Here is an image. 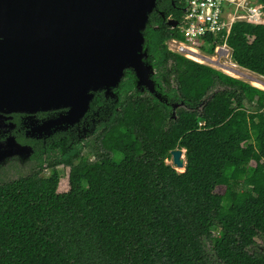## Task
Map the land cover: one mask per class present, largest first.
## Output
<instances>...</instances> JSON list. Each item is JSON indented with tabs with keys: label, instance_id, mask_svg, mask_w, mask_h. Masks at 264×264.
Listing matches in <instances>:
<instances>
[{
	"label": "trees",
	"instance_id": "obj_1",
	"mask_svg": "<svg viewBox=\"0 0 264 264\" xmlns=\"http://www.w3.org/2000/svg\"><path fill=\"white\" fill-rule=\"evenodd\" d=\"M173 1L185 6L154 10L181 22ZM143 35L166 102L125 71L86 154L47 149L44 161L35 150L27 175L0 181V264H264L250 251L264 237V91L171 53L181 34L155 13ZM208 41L212 54L223 35ZM226 44L233 64L264 78V24L235 21ZM175 149L181 173L166 163Z\"/></svg>",
	"mask_w": 264,
	"mask_h": 264
},
{
	"label": "water",
	"instance_id": "obj_2",
	"mask_svg": "<svg viewBox=\"0 0 264 264\" xmlns=\"http://www.w3.org/2000/svg\"><path fill=\"white\" fill-rule=\"evenodd\" d=\"M156 1L0 0V111L67 109L56 122L71 125L88 111L97 92L117 103L114 90L125 71L134 74L137 89L166 102L156 92L152 66L144 61L143 32ZM181 105L171 106L173 119ZM14 144L16 150L0 161L23 155V162H30L32 149ZM170 155L173 167L184 172V150Z\"/></svg>",
	"mask_w": 264,
	"mask_h": 264
},
{
	"label": "flooded vegetation",
	"instance_id": "obj_3",
	"mask_svg": "<svg viewBox=\"0 0 264 264\" xmlns=\"http://www.w3.org/2000/svg\"><path fill=\"white\" fill-rule=\"evenodd\" d=\"M160 1L166 2V0ZM180 2L178 1V3ZM172 4L174 5V1ZM174 7L177 11L179 10L184 14V6L179 4L178 6L174 5ZM153 13L164 21V25L168 29H173L172 26L174 25L170 20H175L179 23V21L170 16L166 17L164 12L159 9L154 10ZM97 96L100 97L102 104L98 105L100 101L98 103L96 101L92 102L88 111L79 122L71 125L65 122H56V120L65 115L67 109L41 111L33 114L0 111V149L3 151L0 152V157L6 152L16 150L14 143L23 147L29 146L32 149L31 155L35 150H38V154H42L44 161L46 160L47 149L53 155L55 152L61 151V153H65L68 149L80 146L82 147V154H86L89 150H86L85 145L87 143L92 144L96 140L100 132L98 127L105 120L104 116L109 109L108 97L104 95V92H97L94 98ZM16 156L19 157V155ZM89 157L90 160L94 159L92 155ZM32 162L37 166V162ZM43 168L48 171L46 162H44ZM3 179L2 174H0V181Z\"/></svg>",
	"mask_w": 264,
	"mask_h": 264
},
{
	"label": "built area",
	"instance_id": "obj_4",
	"mask_svg": "<svg viewBox=\"0 0 264 264\" xmlns=\"http://www.w3.org/2000/svg\"><path fill=\"white\" fill-rule=\"evenodd\" d=\"M187 5L178 30L181 38H171L167 42L168 50L199 63V60H208L200 51H207L210 47L208 38L214 39L223 35V43L216 45L218 60H208L212 64L223 67L221 58H230L231 50L226 44L231 25L235 21H242L253 25L264 24L263 5L257 0H179ZM232 9L231 14L224 17V7ZM231 60V58H230ZM202 63V62H200ZM204 64V63H202ZM205 65V64H204ZM264 85V83L261 82Z\"/></svg>",
	"mask_w": 264,
	"mask_h": 264
},
{
	"label": "rangeland",
	"instance_id": "obj_5",
	"mask_svg": "<svg viewBox=\"0 0 264 264\" xmlns=\"http://www.w3.org/2000/svg\"><path fill=\"white\" fill-rule=\"evenodd\" d=\"M254 1V0H252ZM256 1V0H255ZM224 17H227V14L232 13V9L228 6L224 7ZM202 56L208 58V60H218L216 52L214 51L212 54H209L208 51H200L199 52ZM208 60H200V62L204 63L206 66L213 68L216 71H219L223 74H226L232 78H235L237 80H240L242 82H245L253 87H256L260 90L264 91V85L261 84L264 83V78L258 76L255 73H252L250 71H247L241 67H238L237 65L233 64L230 60L229 57L227 58H221L220 62L222 65H224L226 68L219 67L216 64H212ZM196 62V61H195ZM199 62V63H200ZM198 63V62H197ZM200 63V64H202ZM230 69V70H229ZM250 78V79H249ZM257 84L261 85L258 86ZM253 104H247V108L249 110H253ZM21 158L15 156L12 159H8L6 161L1 160L0 161V174H2V177L4 178V181H9V180H14L17 177L25 176L29 173L31 170V167H36L33 162H23V155H20ZM19 158V159H18ZM166 163L173 166L172 164V158L166 160ZM177 172H182L183 168L176 169ZM59 172H60V179H59V185H58V193H65L68 191V177H67V170L65 168L59 167ZM42 174L47 176L49 174V171H45L43 169ZM224 188L223 187H218L216 189V192L221 194L223 193ZM250 251H255V252H263L264 253V237H260L256 244L251 247Z\"/></svg>",
	"mask_w": 264,
	"mask_h": 264
},
{
	"label": "bare ground",
	"instance_id": "obj_6",
	"mask_svg": "<svg viewBox=\"0 0 264 264\" xmlns=\"http://www.w3.org/2000/svg\"><path fill=\"white\" fill-rule=\"evenodd\" d=\"M199 62H200V60H199ZM224 66V65H223ZM223 68H226L225 66L223 67ZM228 68H226V70H227ZM230 70V69H229ZM261 77V76H260ZM250 79V78H249ZM258 86H260L261 87V85H259V84H257ZM264 87V86H263Z\"/></svg>",
	"mask_w": 264,
	"mask_h": 264
},
{
	"label": "crops",
	"instance_id": "obj_7",
	"mask_svg": "<svg viewBox=\"0 0 264 264\" xmlns=\"http://www.w3.org/2000/svg\"><path fill=\"white\" fill-rule=\"evenodd\" d=\"M259 76V75H258Z\"/></svg>",
	"mask_w": 264,
	"mask_h": 264
}]
</instances>
